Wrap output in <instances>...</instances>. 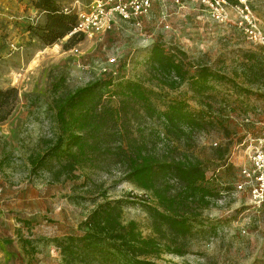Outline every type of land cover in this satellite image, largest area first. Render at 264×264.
<instances>
[{"label":"rangeland","instance_id":"rangeland-1","mask_svg":"<svg viewBox=\"0 0 264 264\" xmlns=\"http://www.w3.org/2000/svg\"><path fill=\"white\" fill-rule=\"evenodd\" d=\"M93 1L49 0L60 11L68 9L67 14ZM41 2L16 0L11 17L15 28L10 33L6 17L0 16V88L16 87L19 95L12 114L0 122L11 126L7 138L0 134V181L8 192L20 195L9 206L15 220L0 226L6 237L0 264H66L59 243L69 234L82 232L87 216L106 199L120 200L124 224L133 220L143 236L159 238L146 210L154 199L121 180L123 167L115 154L130 141L145 143L158 156L179 158L187 153L198 158L219 192L211 206L199 210L193 233L181 239L185 253L162 251L151 260L264 264V201L257 205L247 191L237 189L241 170L250 165L249 151L264 135L260 121L264 66L258 47L235 25L236 10L225 6L224 18L218 20L206 1L161 0L137 26L118 19L92 36H62L48 44L42 35L46 12L39 7ZM247 2L264 28V0ZM19 14L25 20L20 26ZM155 44L168 52H185L190 71L201 65L212 68L217 76L210 80V97H197L189 80L174 90L158 85L149 62ZM107 77L115 84L141 82L153 91L150 98L158 108L171 98L186 100L194 110L210 107L211 123L184 143L166 136L160 123L142 112L141 104H132L125 120L103 130L108 136L93 161L58 180L49 172L57 168L55 157L33 172L29 157L43 151L42 141L57 132L53 100ZM108 99L107 95L102 101ZM119 99L112 96L110 104L117 106ZM160 241L170 243L167 235Z\"/></svg>","mask_w":264,"mask_h":264},{"label":"trees","instance_id":"trees-1","mask_svg":"<svg viewBox=\"0 0 264 264\" xmlns=\"http://www.w3.org/2000/svg\"><path fill=\"white\" fill-rule=\"evenodd\" d=\"M40 8L46 12L42 35L48 44L70 34L75 13L67 14L41 0ZM236 4L239 0H226ZM76 34L70 35L71 37ZM69 39V38H68ZM182 50L166 51L161 44L152 47L149 56L152 73L158 85L174 90L186 80L197 97H210V80L217 74L206 65L190 71ZM117 85L119 88L114 89ZM153 91L141 82L100 78L85 86L57 96L53 100L57 132L54 138L42 141L43 151L29 157L33 172L46 166L47 158L55 157L57 168H50L54 180L71 174L78 166L93 161L101 150L102 140L108 134L103 130L110 123L126 119L129 109L142 105V112L156 119L166 136L185 142L207 128L211 110L189 108L186 100L171 98L158 108L151 100ZM109 96L103 102L104 96ZM112 96L120 97L117 106ZM19 99L16 87L0 88V122L5 121L15 109ZM133 104V105H132ZM145 143L130 141L115 154L122 165L121 180L148 193L154 205H147L154 231L159 238L145 237L135 221L124 224L120 200H104L87 216L80 233L69 234L59 243L62 260L66 264H158L150 259L164 251L175 255L185 253L181 239L193 233V223L200 209L211 206L219 195L207 176L202 162L187 153L179 158L158 156L144 147ZM222 153L218 154L221 159ZM166 235L170 243H161Z\"/></svg>","mask_w":264,"mask_h":264},{"label":"built area","instance_id":"built-area-1","mask_svg":"<svg viewBox=\"0 0 264 264\" xmlns=\"http://www.w3.org/2000/svg\"><path fill=\"white\" fill-rule=\"evenodd\" d=\"M161 0H94L88 7L75 12L76 21L70 31L72 34L92 36L103 26L116 20L139 25L152 9L154 3ZM179 3L180 0H172ZM206 1L215 19L224 18L225 6L236 10L235 25L243 32L253 45L257 46L264 66V28L258 23L247 0H239L236 4H229L226 0ZM65 9L64 12H67ZM260 121L264 129V105L260 110ZM250 165L241 170V182L237 185L240 191H247L251 200L260 205L264 201V135L251 148L248 154Z\"/></svg>","mask_w":264,"mask_h":264},{"label":"crops","instance_id":"crops-1","mask_svg":"<svg viewBox=\"0 0 264 264\" xmlns=\"http://www.w3.org/2000/svg\"><path fill=\"white\" fill-rule=\"evenodd\" d=\"M16 10V0H0V16L3 18L6 17V22L8 23V32L10 33L15 26L11 25L13 24L11 17L14 15V12ZM20 11L21 8H18ZM18 25H21V21H24L21 18V15H18ZM12 22V23H11ZM15 22V21H14ZM23 22V24H24ZM8 40H10V37H8ZM11 126L9 123H0V134L4 137L7 138L9 135L5 134L8 133L10 130ZM0 187H1V193H0V226L3 223H9L13 222L15 219L12 217V214H9V209H10V204L11 202L17 203L20 199V195L15 192L14 194H11L8 192L5 188V182L0 181ZM6 237L2 234L1 229H0V260L5 256V247L6 245L4 244ZM7 254V253H6Z\"/></svg>","mask_w":264,"mask_h":264},{"label":"bare ground","instance_id":"bare-ground-1","mask_svg":"<svg viewBox=\"0 0 264 264\" xmlns=\"http://www.w3.org/2000/svg\"><path fill=\"white\" fill-rule=\"evenodd\" d=\"M69 36H70V35H69V34H67V35L65 36V39H68V38H69Z\"/></svg>","mask_w":264,"mask_h":264}]
</instances>
